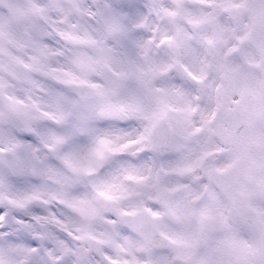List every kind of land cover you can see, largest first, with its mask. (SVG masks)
Wrapping results in <instances>:
<instances>
[{
  "label": "snow or ice",
  "instance_id": "6c2138e0",
  "mask_svg": "<svg viewBox=\"0 0 264 264\" xmlns=\"http://www.w3.org/2000/svg\"><path fill=\"white\" fill-rule=\"evenodd\" d=\"M0 264H264V0H0Z\"/></svg>",
  "mask_w": 264,
  "mask_h": 264
}]
</instances>
